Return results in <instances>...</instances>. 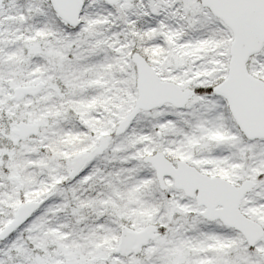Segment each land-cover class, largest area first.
Here are the masks:
<instances>
[{
  "label": "snow or ice",
  "instance_id": "6c2138e0",
  "mask_svg": "<svg viewBox=\"0 0 264 264\" xmlns=\"http://www.w3.org/2000/svg\"><path fill=\"white\" fill-rule=\"evenodd\" d=\"M0 264H264V0H0Z\"/></svg>",
  "mask_w": 264,
  "mask_h": 264
}]
</instances>
